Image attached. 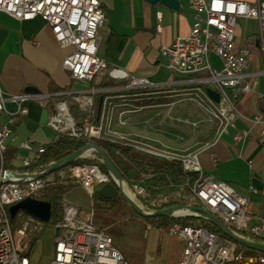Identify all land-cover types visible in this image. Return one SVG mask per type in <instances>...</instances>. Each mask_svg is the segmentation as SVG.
<instances>
[{
  "label": "built area",
  "instance_id": "1",
  "mask_svg": "<svg viewBox=\"0 0 264 264\" xmlns=\"http://www.w3.org/2000/svg\"><path fill=\"white\" fill-rule=\"evenodd\" d=\"M189 4L194 13L190 33L164 46L162 54L169 59L172 70L194 77L189 80L194 85L188 86L193 87V95H185L184 92L180 95L195 101L218 123L219 136L230 127H236L239 117L236 101L255 86L246 81L249 50H235L237 21L242 17L256 19L259 38L264 42V0L256 3L244 0H189ZM0 11L21 20L41 17L51 27L56 41L63 47H71L63 60L64 68L79 81L97 82L96 86L73 96V102L82 115L80 120L72 115L66 102H60L58 112L48 121V125L57 132L56 139L62 134L88 139L91 143L94 139H103L115 145L116 154L125 160L127 156L123 148L149 159L178 161L188 175L185 188L181 186L158 193L148 190L142 183L143 179L137 181L118 177L110 169L102 170L97 163L69 164L70 178L90 195L105 183L121 187L144 214L169 208L171 217L192 215L216 225L207 215L211 213L234 235L264 246V216L253 224V203L250 198L240 194L228 182L206 173L200 161V152L172 150L133 134L126 135L118 129V125H125L123 115L149 107L152 104L148 100L156 94L174 96L176 90L160 87L147 77L131 76L122 69H108L107 61L98 53L100 29L107 21L100 0H0ZM211 52L221 58V68L211 63ZM107 75L114 79H127L128 82L126 85L102 86ZM209 87L219 92V101L208 94ZM49 99L50 95L42 93H10L0 87V116L4 117V121L0 120V264H36L31 254L45 221L22 210L11 217L9 208L27 197H38L47 185L66 173L64 167L47 173L56 161H50L44 169L34 171L8 166L9 144L15 138L17 123L29 114L28 103L38 101L46 106ZM98 100L101 105L97 111ZM116 112L120 114L118 119ZM249 134L248 130L240 129L236 131L234 139L244 141ZM22 147L30 151L22 159L24 167L32 165L46 151V145L34 146L31 141H24ZM85 153L86 158L96 157L92 145L86 148ZM191 173L196 174L193 180L189 177ZM143 176L152 178V168ZM62 205V218L53 222L54 256L49 264H131L106 228L83 219L80 208L72 202L62 200ZM190 206L198 209H191ZM12 218L19 220V224H15ZM220 230L223 233L195 224L183 226L175 222L170 225L169 234L183 242L178 264H225L230 261L264 264V253L246 255L251 247Z\"/></svg>",
  "mask_w": 264,
  "mask_h": 264
},
{
  "label": "crops",
  "instance_id": "2",
  "mask_svg": "<svg viewBox=\"0 0 264 264\" xmlns=\"http://www.w3.org/2000/svg\"><path fill=\"white\" fill-rule=\"evenodd\" d=\"M100 1L107 21L100 29L98 53L107 61L108 69H122L131 76L147 77L160 87L176 90L174 96L156 94L148 100L152 104L149 107L135 114L123 115L127 123L118 125V129L159 137L171 145L185 148L192 147L200 139L198 150L205 172L228 182L240 194L249 197L253 203L252 223H256L259 217L264 216V188L260 190L252 183L253 177L264 183V42L259 38L258 21L245 17L237 21L235 50H249L246 81L255 86L236 101L239 111L236 127L232 126L229 131L217 136L218 123L204 113L195 101L180 95L186 92L188 86L194 85L189 82L194 77L172 70L169 59L162 54L164 46L190 33L194 13L189 0H180L179 10L146 0ZM244 1L256 3L258 0ZM70 51L71 47H63L56 41L51 27L41 17L21 20L0 11L1 89L22 93L26 92L27 86H33L38 89L35 93L50 95L46 106L30 101L29 114L17 123L15 138L9 144L7 154L10 168L22 167L23 157L30 153L22 147L24 141H31L37 146L56 140L57 132L48 125V121L58 112L61 101L66 102L72 115L80 120L82 115L73 102V96L96 86L97 82L79 81L64 68L63 60ZM104 81L111 86L126 85L128 82L110 75ZM99 107L100 100L97 111ZM176 107H179L177 111L189 115L186 120L192 121V117L198 116L192 121L198 125L192 130L179 125L181 122L192 124L184 121L180 114H174ZM116 117H120L119 112ZM0 120L4 121V117L0 116ZM195 128L199 129L195 132ZM240 129L250 132L244 141L234 139V134ZM234 177L242 179L243 183L234 181Z\"/></svg>",
  "mask_w": 264,
  "mask_h": 264
},
{
  "label": "rangeland",
  "instance_id": "3",
  "mask_svg": "<svg viewBox=\"0 0 264 264\" xmlns=\"http://www.w3.org/2000/svg\"><path fill=\"white\" fill-rule=\"evenodd\" d=\"M210 61L213 64V66L217 68H221L223 65L221 58L216 53L213 52L211 53ZM177 109H179V107H176V111L174 114H178V115L180 114L184 121L189 118L188 114L184 113L183 111L182 112L179 110L177 111ZM204 113L206 112L204 111ZM195 119H198V116L195 118L192 117L190 120L194 121ZM192 121L186 120V122L191 123L193 126L186 124L184 122L178 124L186 127L189 130H192L195 125H198L197 122H192ZM148 123L150 124L151 121L149 120ZM198 129L195 128V130L193 131L196 132ZM120 131L124 132L126 135H131V134L136 135L138 136V138L140 137L143 140L145 139L148 142L150 141V143L165 145V147L167 148L169 147L172 150L175 149L181 152H187V151L200 152L198 150L199 146L201 145L200 139H197V141L198 140L199 141L195 142V144H193L192 147L185 148V147H178L175 145H171L159 139V137L153 138L137 133L125 132L123 130ZM179 137L180 140H183V137L181 135H179ZM83 155L84 157H86V153H84ZM125 155L127 156V160H125L121 155L118 156H120L125 162L130 163L129 162L130 158L128 157L127 154ZM144 158L149 159V157L147 156H145ZM130 164L133 165L132 162ZM135 165L136 164H134V166ZM68 168L69 165L66 167L64 166L63 171H65L66 173L64 174V176H59L58 178L60 181H62L63 184L70 186L63 200L70 201L73 204L77 205L80 208V215L83 219L92 222L98 227L106 228L107 232H109L113 236L117 247L122 251L125 258L131 264H178L183 248V242L180 239H178L176 236H171L169 234V227L162 229L159 227H155L152 223H149L146 220L145 216H142L137 211L135 210L133 211L131 209L132 206L124 196L123 197L126 199V202L128 203L129 207H127L128 210L123 215H118L116 212L106 211L103 208H99V207L95 209L94 207L95 204L102 205L103 202L97 200L93 196L94 194L90 195L80 184H78L76 181L70 178L68 174L69 173ZM107 170H109V168H107ZM119 172L121 173L122 177H125L123 176L120 170ZM238 174H243V173L238 172ZM232 179L241 184L243 183L242 179H239L238 177H234ZM19 222H20L19 220H15V224L18 225ZM150 224L152 226L149 228ZM38 240L39 241L35 244V247L31 254L32 260L36 264H49L54 256L53 221L50 220L44 223V227L40 231ZM262 253L264 252L251 248L246 251V255L249 256H258ZM225 264H239V263L238 261H230V262H226Z\"/></svg>",
  "mask_w": 264,
  "mask_h": 264
},
{
  "label": "trees",
  "instance_id": "4",
  "mask_svg": "<svg viewBox=\"0 0 264 264\" xmlns=\"http://www.w3.org/2000/svg\"><path fill=\"white\" fill-rule=\"evenodd\" d=\"M109 82H102V86H111ZM91 143L88 139L70 137L66 134H62L58 139L52 141L46 145V151L40 155V157L32 163L29 167H20L19 170H41L44 169L50 161H61L66 158L72 152L85 147ZM99 146L109 157L113 160L116 167L122 172L123 176L129 180L143 179L142 183L151 192L158 193L162 191H170L171 189H179L184 186L188 175L184 172L182 164L178 161L166 162L156 159H145L144 155L135 153L130 149H123V151L130 158V163L125 162L120 156L116 154V146L103 139H94L93 142ZM96 152V157H83L73 161L75 163H97L102 170L107 171L106 165L101 160L100 155ZM134 164H136L134 166ZM9 166V165H8ZM152 168L154 176L152 178H145L144 172H148V169ZM196 174L191 173L189 177L191 180L195 179ZM70 186L65 185L59 179L53 183L47 185V187L39 195L40 199L49 201L52 204V217L51 221L55 222L63 216L62 200L69 190ZM188 188V187H186ZM97 200L102 201V205L95 204L97 207L103 208L106 211L116 212L118 215H123L127 212L129 205L126 199L122 195H118L112 199H106L101 197L96 192L93 195ZM131 209L134 211L133 207ZM16 218H12L14 222ZM149 223H152L155 227L168 228L173 223H179L183 226L186 225H201L215 232L223 233L216 225L208 220L200 217L186 215V216H149L146 217ZM256 240H259L256 238Z\"/></svg>",
  "mask_w": 264,
  "mask_h": 264
},
{
  "label": "water",
  "instance_id": "5",
  "mask_svg": "<svg viewBox=\"0 0 264 264\" xmlns=\"http://www.w3.org/2000/svg\"><path fill=\"white\" fill-rule=\"evenodd\" d=\"M146 1H148L151 4H156V3L160 2V3L170 7L171 9H174V10H179L181 8V1L180 0H146ZM25 91L26 92H38V89H36L33 86H27L25 88ZM207 92L213 99H215L216 101H219V99H220L219 92L215 91L212 88H207ZM91 145L95 148V151L100 154L102 161L106 165V167L111 169L118 177H121V173L119 172V170L117 169V167L115 166L113 161L110 159V157L99 146H97L94 143H89L85 147L72 152L70 155H68L66 158L62 159L61 161L54 163L53 165H51L49 167V169L47 170V173H51V172H53V171H55L61 167H64V166L71 164L73 161H75L79 158H83L84 157L83 154L85 153L86 148L88 146H91ZM252 183L256 188H258L260 190H262L264 188V183L257 178H253ZM96 193L98 195H100L101 197H104L106 199H112L118 195H122L128 200V202L133 207V209L135 211H137L139 214H141L142 216H158V215L169 216L171 213V209L166 208V209L158 210L152 214H144L141 211V209L139 208V206L137 205V203L133 199L128 197L126 194H124L121 187H116L112 183L103 184L101 187L96 189ZM180 206H182V205H180ZM180 206H177V207H180ZM190 208L191 209H198L195 206H190ZM20 210L40 219L42 221H45V222L50 221L51 217H52V204L49 201H45V200L40 199L38 197L30 196V197H27L26 199H24V200H22L16 204L12 205V206H10L9 211H10L11 217H15V215ZM207 215L209 216L211 221H213L218 227H220V229H222L224 232H226L233 239H235V240L239 241L240 243L245 244V245H247V246H249L255 250L264 251V246L262 244H260L256 241L243 239L237 235H234L232 233L231 229L228 226H226L224 223H222L216 216H214L211 213H207Z\"/></svg>",
  "mask_w": 264,
  "mask_h": 264
},
{
  "label": "bare ground",
  "instance_id": "6",
  "mask_svg": "<svg viewBox=\"0 0 264 264\" xmlns=\"http://www.w3.org/2000/svg\"><path fill=\"white\" fill-rule=\"evenodd\" d=\"M185 95H193V87H187L186 88V92ZM126 120H125V124H126Z\"/></svg>",
  "mask_w": 264,
  "mask_h": 264
}]
</instances>
